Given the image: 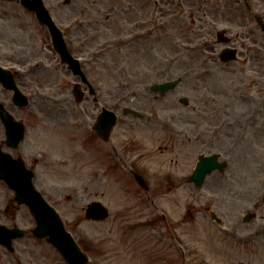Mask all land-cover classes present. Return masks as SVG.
<instances>
[{
	"label": "rangeland",
	"instance_id": "obj_1",
	"mask_svg": "<svg viewBox=\"0 0 264 264\" xmlns=\"http://www.w3.org/2000/svg\"><path fill=\"white\" fill-rule=\"evenodd\" d=\"M180 2L181 6L172 3L180 10V18L176 22L166 18L172 27L165 31L161 69H147L142 62L144 67L131 74L133 79L148 78V73L152 80L184 79L164 98L157 124H118L111 145L121 156L98 140L93 127L100 105L88 90L87 99L77 103L73 87L78 79L72 75L65 79L67 70H57L63 81L55 76L41 80L42 87L25 84L23 88L33 95L31 105L13 111L26 124V137L18 150L4 148L21 155L35 171L36 188L59 211L90 257L88 264H264V171L256 175L254 160L247 158L241 164V156V162L231 164L234 172L216 171L201 188L187 180L198 155L223 153L225 146L231 151H254L264 163V141L254 134L258 108L264 109V34L245 6L243 18L239 11L231 12L228 19L214 13L212 22L206 0ZM7 4L0 2V14L7 15L0 20L6 23L0 27L5 38L16 30L10 27L14 18H32L16 3ZM88 8L87 17L97 14V7ZM222 29L229 31L231 45L239 51L238 59L229 64L218 58L225 47L216 38ZM9 47L2 50L5 60L27 56ZM86 70L97 83V62ZM110 72H116V81H127L129 70L118 67ZM128 91L126 84H101L106 98L110 93L115 96L119 116L128 104L140 106L149 99L139 95L131 100ZM181 98L188 99L189 106ZM139 109L145 112L144 107ZM226 126L232 135L229 145L223 141ZM4 140L0 132V143ZM132 171L145 177L150 193L139 186ZM97 200L110 210L103 222L86 218V206ZM0 209V224L28 230L26 237L15 241V255L22 254L24 263L40 258L43 264H66L52 245L33 236L35 221L28 208L18 205L1 181ZM209 209L223 217L224 227L211 219ZM247 211L257 213V219L248 224L242 220ZM3 254L10 253L0 246Z\"/></svg>",
	"mask_w": 264,
	"mask_h": 264
},
{
	"label": "flooded vegetation",
	"instance_id": "obj_2",
	"mask_svg": "<svg viewBox=\"0 0 264 264\" xmlns=\"http://www.w3.org/2000/svg\"><path fill=\"white\" fill-rule=\"evenodd\" d=\"M1 1V0H0ZM234 1V3H233ZM20 4V0H17ZM45 5L51 6L54 14L56 25L61 29L63 39L67 48L73 55H83L85 59L84 68H89L95 61H97V84L115 85L117 83L127 84L129 86L137 85L144 86L145 95L149 99L141 105L146 111L152 114V117L159 116L164 112L163 102L166 95L153 92L152 86L158 80L149 78L133 79L127 78V81H116L113 76L116 73L110 70L117 69L118 67L129 70H139L144 67L159 69L163 64L162 54L166 46L165 31L171 29L169 19L176 22L179 15L177 8L173 7L172 3L175 0H43ZM207 2V16L211 17L213 22L214 13L222 15L224 19H228L231 12H238L244 17V6L248 10H260L264 12V0H206ZM232 2V4H231ZM179 3V2H178ZM65 7V8H64ZM71 7V8H70ZM75 8L73 10L72 8ZM88 7H97V14H90V18L84 13L85 9L90 12ZM62 8V9H60ZM1 19H6L5 11L0 14ZM33 18L28 20H20L14 18V22L10 23L15 32L13 35H8L7 38L0 33V48L9 45L14 51L19 54H25V60L34 59L37 70L35 75L40 76L44 80L53 79L55 76L52 72V65L57 70L59 66L65 67L57 51L53 37L49 27L41 23L37 16L33 14ZM9 22V20H7ZM167 21V23H166ZM6 26L5 21L0 23V27ZM4 54L0 50V61L4 58ZM32 58V59H28ZM156 60V61H155ZM162 60V62H161ZM25 61V62H26ZM17 63H21L17 59ZM140 64V65H139ZM35 71V70H34ZM105 74V76H101ZM109 76V77H107ZM27 77H16L17 83L24 84L26 81L35 82L33 80H25ZM33 78V77H31ZM101 94L97 98V102L110 101L114 103L115 96L110 93L108 96ZM5 107L10 113L13 111H21V107L17 106L14 102L13 93L5 89L0 83V108ZM264 104L262 105V107ZM258 122L259 126L254 130L255 138L264 141V109L258 108ZM142 120L151 122V118L145 117ZM140 121V118L135 120H128L129 124ZM122 122V121H121ZM226 125V122H225ZM128 128H131L128 125ZM238 129L240 127H237ZM0 132L5 134V128L0 118ZM181 134V132H177ZM196 138V132H192ZM114 135L112 132L111 136ZM100 135L98 134V138ZM231 137L229 126L223 131V141L229 145ZM190 140L192 137L190 136ZM237 143V142H236ZM240 144V143H238ZM252 145V144H251ZM251 147H249L250 149ZM223 152V160L227 163V171L234 172L232 162L235 160L241 162V156L244 164L245 159H249L254 165L256 175L262 174V163L259 159V154L254 151L245 149H238L231 151L230 147L226 148ZM224 150V148H223ZM228 153V154H227ZM117 154V152L115 153ZM230 154V155H229ZM238 156L239 158H235ZM22 255H11L6 258L8 262L20 264ZM38 261L39 263L35 262ZM25 264H43L37 259H27Z\"/></svg>",
	"mask_w": 264,
	"mask_h": 264
},
{
	"label": "water",
	"instance_id": "obj_3",
	"mask_svg": "<svg viewBox=\"0 0 264 264\" xmlns=\"http://www.w3.org/2000/svg\"><path fill=\"white\" fill-rule=\"evenodd\" d=\"M258 21L264 30L263 21L260 18H258ZM219 39L221 41H228V39L223 37V33H219ZM221 58L226 62L231 61L236 58V51L226 50L223 52ZM165 89L167 90V88ZM77 97L78 100H82V95L80 93ZM114 123L115 115L112 114L110 117V124L107 128H102V124L100 125L101 131L109 132ZM7 128L10 140L9 143L11 146L17 147L23 139V125L8 119ZM218 157L219 155L217 154L208 157H200V161L194 173V181L197 186H201L207 174L214 169L223 168V165L217 161ZM33 176V171L26 168L22 159L13 160L11 155L2 152L0 146V180L5 181L8 186L15 191V199L20 205L26 204L29 207L37 222L34 234L39 238L47 237L49 242L53 243L55 247L61 251L70 264H85L87 261L86 256L77 248L73 239L67 234L55 210L45 202L42 195L35 189L32 182ZM139 180L144 184L143 179L139 177ZM106 216L107 210L102 204L93 203L88 206L89 218L104 219ZM212 216L217 222H221V219L217 218L215 214H212ZM24 233V231L18 228L9 230L5 226L0 225V243L12 250L13 239L23 237Z\"/></svg>",
	"mask_w": 264,
	"mask_h": 264
}]
</instances>
